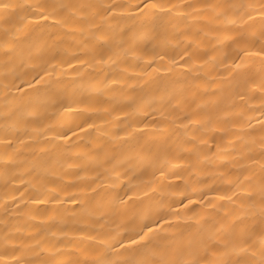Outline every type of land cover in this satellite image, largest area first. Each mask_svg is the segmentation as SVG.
Wrapping results in <instances>:
<instances>
[{"label": "bare ground", "instance_id": "bare-ground-1", "mask_svg": "<svg viewBox=\"0 0 264 264\" xmlns=\"http://www.w3.org/2000/svg\"><path fill=\"white\" fill-rule=\"evenodd\" d=\"M0 264H264V0H0Z\"/></svg>", "mask_w": 264, "mask_h": 264}]
</instances>
